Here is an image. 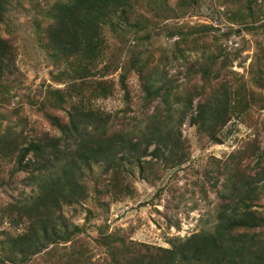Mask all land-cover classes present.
Returning <instances> with one entry per match:
<instances>
[{
  "label": "trees",
  "instance_id": "1",
  "mask_svg": "<svg viewBox=\"0 0 264 264\" xmlns=\"http://www.w3.org/2000/svg\"><path fill=\"white\" fill-rule=\"evenodd\" d=\"M29 1L36 7V42L53 67L50 78L64 86H42L8 111L16 97L18 45L0 33V108L11 113L0 114V171L6 173L0 190L9 199L0 209V264H29L41 254L37 264H86L79 250L59 258L49 250L79 243L85 231L64 218V207L92 203L99 218L109 203L131 194L133 166L155 183L145 174L146 168L155 170L153 161H163L164 170L185 163L190 144L181 129L189 114L199 138L221 144L232 118L244 120L255 106L264 109V47L246 82L230 77L236 56L222 46L237 32L233 25L264 34V0H217L227 30L216 35L211 25L166 29L177 37L170 48L151 42L162 11L182 16L200 0H177L179 12L168 0H0V29ZM174 67L187 80L184 90L172 78ZM117 92L122 109L97 104ZM25 105L49 129L31 124ZM10 116L18 121L2 127ZM251 153L245 158L253 164L238 152L218 166L224 180L211 229L159 247L108 232L105 223L95 238L103 264H264V149L254 144ZM92 215L87 208V219Z\"/></svg>",
  "mask_w": 264,
  "mask_h": 264
},
{
  "label": "rangeland",
  "instance_id": "2",
  "mask_svg": "<svg viewBox=\"0 0 264 264\" xmlns=\"http://www.w3.org/2000/svg\"><path fill=\"white\" fill-rule=\"evenodd\" d=\"M176 1L168 0L169 6L175 7ZM32 8H36L34 3L30 1L23 3V7L14 11L8 24L2 25L0 29L2 36L13 38L15 44L18 45L19 74L15 83L16 88L13 91L16 97L7 107L8 111H14L17 102L26 95L32 96L42 86L48 84L64 86L53 83L50 78L49 73L53 67L36 42L32 21L36 12ZM175 8L177 9V7ZM176 11L181 10L177 9ZM223 11L224 7H220L217 0H200L192 9L185 13L180 12L182 16L169 13L164 9L160 15L161 20L158 21L159 25L153 32L152 45L153 47L170 48L177 37L170 38L167 30L184 29L187 31L189 26L198 28L202 25H211L216 29L214 34L220 35L228 27V23L223 17ZM146 16H152L157 20L151 13H145ZM233 28L237 29V32L227 40H220V43L222 41L223 48L228 52H233L236 56L235 61L229 67L234 72L229 74L230 77L248 82L251 77V66L255 65L256 55L259 54V47H264V34L254 35L236 25H233ZM198 55L199 53L192 54L191 58H196ZM170 73L172 78L180 84V89L184 90L187 80L182 78L179 70L174 67L170 69ZM115 77L117 78V74ZM131 86L134 90L136 89L135 78L131 79ZM132 95L134 98L138 97L137 93L132 92ZM97 104L108 111L120 110L123 107L119 92L107 100L98 101ZM133 108L139 110L135 105ZM3 110L4 108H0L2 116L3 113L11 114L9 112L2 113ZM137 114L139 111L132 113V115ZM23 115L29 118L31 124L49 129V126L39 116H36L27 105H25ZM174 115L177 117V112ZM190 116V114L187 115L181 129L183 138H187L190 144V157L187 161L180 166L169 167L165 170L161 168L164 164L163 161H153L155 170L146 168L145 174L153 180L156 178L155 183L142 178L138 168L133 166L134 177L128 180L131 194L122 197L119 201L109 203L108 212L101 213L99 218H97V206L92 203L86 204L84 207H64L62 210L64 218L85 228V231L78 236V240L81 239L79 243L72 245L60 243L54 247L50 246L49 250L55 257H64L66 253L79 250L83 254L86 264H103L105 255L103 250L97 246L95 238L99 233V228H104L105 223L108 232L124 234L131 240L159 247H170L171 242L177 238L183 239L193 233L213 227L216 223V212L220 203L217 191L223 185L222 181L224 180L223 173L219 175L221 167L218 166L238 152H242L240 157L247 164L254 163L252 159H246L245 156L254 150V144H259L264 149V109L259 110L258 106H255L244 120L232 118L221 131L223 137L221 144H210L206 138H199L189 125ZM17 121L14 116H10L9 119H2L1 124L2 127H5L9 123ZM146 160L152 159L147 157ZM5 175V172L0 171V178ZM23 177L24 174H20L17 180ZM215 182H218L216 186H214ZM259 188L264 194V182ZM261 202L264 203V197ZM8 203L9 199L0 190V209ZM87 208L93 211L89 220L86 217ZM263 209L264 207L261 208V210ZM89 225L90 227H88ZM3 226L9 227L8 222ZM41 256L43 255L36 256L29 264H37V261L42 259Z\"/></svg>",
  "mask_w": 264,
  "mask_h": 264
}]
</instances>
